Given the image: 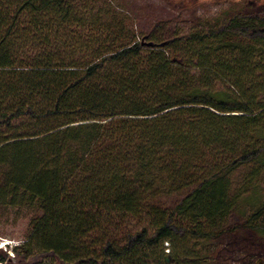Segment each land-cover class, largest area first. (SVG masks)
<instances>
[{"label": "trees", "instance_id": "obj_1", "mask_svg": "<svg viewBox=\"0 0 264 264\" xmlns=\"http://www.w3.org/2000/svg\"><path fill=\"white\" fill-rule=\"evenodd\" d=\"M77 2L0 0V202L35 211L0 263L181 264L194 240L264 236V198L229 224L264 183V4L168 32Z\"/></svg>", "mask_w": 264, "mask_h": 264}, {"label": "rangeland", "instance_id": "obj_2", "mask_svg": "<svg viewBox=\"0 0 264 264\" xmlns=\"http://www.w3.org/2000/svg\"><path fill=\"white\" fill-rule=\"evenodd\" d=\"M76 4V13L84 22L89 24L96 22L101 25L111 23L121 25L120 21H123L128 26L135 25L138 27L141 25V27L149 30L158 22L163 26L166 25L168 32H172L175 28L195 27L199 20L260 7L264 4V0H78ZM27 19L26 17L25 20L27 21ZM88 134V132H83L70 140L72 154L86 142ZM24 148L26 149L27 146L23 143L18 145V147L13 148L15 153L11 151L6 158H10L9 161L12 162L11 157L15 154L16 157H24L27 152ZM72 154L68 152L65 154L63 169L71 164ZM21 158L18 160L21 161ZM253 167L254 165L244 167L233 175L232 180H230L232 185L239 183L241 176L251 171ZM0 169V172L4 170ZM256 195L257 197L251 202H246L247 195H244L238 213L231 218L229 224L237 227L239 223L246 220L254 205L263 201L264 183ZM253 202L256 204H252ZM34 214L33 208L20 206V204L18 206L11 205L6 200L1 201L0 248L6 251L8 245L13 247L25 242L31 234L30 219ZM190 246L194 251L193 253L197 254L198 260L201 257H213V255L216 258L198 261L193 254L188 258L182 255L181 264H195V259L198 264H258V261H264V236L250 235L244 230L235 234H226L219 240H194ZM165 247V253L169 254V244L165 243ZM250 253L254 255V258L250 256ZM10 256L12 257L11 264H29L22 259L15 258L12 253ZM43 264H52V261L48 260Z\"/></svg>", "mask_w": 264, "mask_h": 264}, {"label": "water", "instance_id": "obj_3", "mask_svg": "<svg viewBox=\"0 0 264 264\" xmlns=\"http://www.w3.org/2000/svg\"><path fill=\"white\" fill-rule=\"evenodd\" d=\"M166 264H172V260L170 257L166 258ZM258 264H264V261H258Z\"/></svg>", "mask_w": 264, "mask_h": 264}, {"label": "bare ground", "instance_id": "obj_4", "mask_svg": "<svg viewBox=\"0 0 264 264\" xmlns=\"http://www.w3.org/2000/svg\"><path fill=\"white\" fill-rule=\"evenodd\" d=\"M1 264V263H0Z\"/></svg>", "mask_w": 264, "mask_h": 264}]
</instances>
